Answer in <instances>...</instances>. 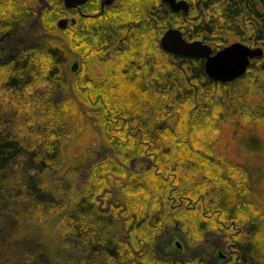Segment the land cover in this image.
Listing matches in <instances>:
<instances>
[{
    "label": "trees",
    "instance_id": "16d2710c",
    "mask_svg": "<svg viewBox=\"0 0 264 264\" xmlns=\"http://www.w3.org/2000/svg\"><path fill=\"white\" fill-rule=\"evenodd\" d=\"M37 1L0 0V264H264L247 161L264 153V55L221 82L160 43L174 26L264 45V0H123L72 28Z\"/></svg>",
    "mask_w": 264,
    "mask_h": 264
},
{
    "label": "water",
    "instance_id": "95a60500",
    "mask_svg": "<svg viewBox=\"0 0 264 264\" xmlns=\"http://www.w3.org/2000/svg\"><path fill=\"white\" fill-rule=\"evenodd\" d=\"M66 6L71 7L86 0H64ZM173 12L190 11V2L187 0H164ZM68 19L61 18L58 21L60 28H65ZM163 49L170 53L196 56L205 59L206 73L215 80L231 82L241 77L248 70L254 58L261 57L264 49L261 46H251L243 41L236 40L214 50L212 45L202 39H188L183 31L171 26L160 39ZM79 63L75 61L72 69L76 71Z\"/></svg>",
    "mask_w": 264,
    "mask_h": 264
},
{
    "label": "rangeland",
    "instance_id": "374dc122",
    "mask_svg": "<svg viewBox=\"0 0 264 264\" xmlns=\"http://www.w3.org/2000/svg\"><path fill=\"white\" fill-rule=\"evenodd\" d=\"M50 6H51L50 0H38L37 4H36L37 16H41V13L47 7H50ZM61 15L62 14L60 13L59 17ZM34 31H35L34 27H30V28L26 29L18 38L14 39L13 41L11 40L10 42H8V45H10V47L12 48V46L17 45L18 43H20V41L24 42V41H28V40H33L36 37V33ZM74 62L72 63V66H73ZM258 133H259L258 136H262L263 135L260 131ZM237 142L238 141H234V143L229 145V147L231 149V152H229V155L232 158H236V156H235L236 152L235 151H240V146H239V144H237ZM243 145L247 146V143H245ZM254 154H253L254 156H251L250 158L247 159L248 167H249V170L251 171V174L253 175V177L256 180H258V184L259 183L261 184V185H259V186H261L260 190L264 194V161H263L264 153H259L258 152V154L257 153H254ZM212 235L214 237V232L211 231V232L208 233L207 237L211 238ZM176 240H177L176 242H177V244H178L180 249H182L184 247L188 248L187 246L193 247V246L197 245V243L196 244L189 243L188 239L185 238V237L177 238ZM215 240L217 241V237L215 238ZM217 242L218 243H216L215 245L219 247L220 246L219 239H218ZM222 251H224V250L222 249ZM218 256L219 255L216 254V258H215L216 262H217V259L219 258Z\"/></svg>",
    "mask_w": 264,
    "mask_h": 264
},
{
    "label": "flooded vegetation",
    "instance_id": "af4514ba",
    "mask_svg": "<svg viewBox=\"0 0 264 264\" xmlns=\"http://www.w3.org/2000/svg\"><path fill=\"white\" fill-rule=\"evenodd\" d=\"M59 1L62 3V9H61L62 15L59 17V19L61 18L68 19L67 25L65 28H69V27L72 28L73 26H76L81 17H86V18H91V17L99 18L103 16L105 17L108 15V13L112 12L115 8H118L119 6H121L123 2V0H86L84 3H78L76 5L68 7L66 6L64 0H59ZM162 1L164 2V0ZM187 1L190 2V6H191L190 11H191L192 2L191 0H187ZM178 13L187 14L183 11H179ZM59 19L57 20V23ZM251 46H254V45H251ZM256 46H261L264 49V45H256Z\"/></svg>",
    "mask_w": 264,
    "mask_h": 264
}]
</instances>
